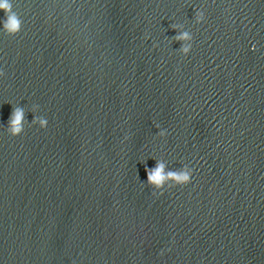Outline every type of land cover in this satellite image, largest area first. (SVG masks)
Masks as SVG:
<instances>
[{"label": "water", "instance_id": "95a60500", "mask_svg": "<svg viewBox=\"0 0 264 264\" xmlns=\"http://www.w3.org/2000/svg\"><path fill=\"white\" fill-rule=\"evenodd\" d=\"M13 7L0 264H264V0ZM173 23L192 34L187 55ZM34 104L47 127L7 135L12 105L30 122ZM157 159L187 165L190 182L151 188Z\"/></svg>", "mask_w": 264, "mask_h": 264}, {"label": "clouds", "instance_id": "9594fccd", "mask_svg": "<svg viewBox=\"0 0 264 264\" xmlns=\"http://www.w3.org/2000/svg\"><path fill=\"white\" fill-rule=\"evenodd\" d=\"M13 4L14 0H0V13L3 14L0 16V33H4L9 36L17 34L22 27L21 19L18 14L13 11ZM192 19L196 24L201 23L205 19L204 11L201 8L195 9ZM171 27L176 32L173 40L181 42L178 51L182 55H187L192 47L191 32L184 30V25L182 23H173ZM178 29L180 30L177 31ZM37 110L38 105H32L29 112L33 115L31 121L29 122L26 119L25 108L20 105H12L6 124L2 126L3 131L9 136L16 137L23 133L26 124L29 126L38 125L41 129L47 127V119L43 116L36 115L35 113ZM156 127L159 129L157 133L159 136L163 137L166 135L165 129H160L159 125ZM145 172L147 185L155 190H161L166 185H186L190 182V178L192 176V170L187 165H182L178 169H171L162 159H157L154 166L151 168L145 166Z\"/></svg>", "mask_w": 264, "mask_h": 264}]
</instances>
